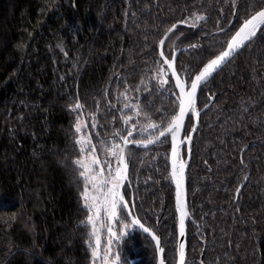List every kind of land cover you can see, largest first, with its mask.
<instances>
[{"label": "trees", "instance_id": "16d2710c", "mask_svg": "<svg viewBox=\"0 0 264 264\" xmlns=\"http://www.w3.org/2000/svg\"><path fill=\"white\" fill-rule=\"evenodd\" d=\"M260 4L0 0V264H91L90 228L81 226L82 178L73 163L80 156L78 113L71 110L76 98L84 105L78 110L84 129L105 160L108 144L119 141L114 131L128 129L121 117L133 116L130 124L138 129L145 123L132 109L120 110L126 86L130 102L138 98L154 122L176 110L166 66L164 89L151 79L164 32L186 21L163 51L171 57L187 47L176 68L188 83ZM194 13L205 19L195 21ZM212 97L189 147L186 264H264V27L201 87L197 111ZM196 119L190 112L185 134ZM134 138L144 137L136 132ZM169 149L170 138L148 148L128 145L122 192L130 207L135 204V216L160 236L165 264H175L178 213ZM187 150L183 146L184 158ZM129 232L117 245L121 262L155 264L153 241L136 227Z\"/></svg>", "mask_w": 264, "mask_h": 264}, {"label": "snow or ice", "instance_id": "6c2138e0", "mask_svg": "<svg viewBox=\"0 0 264 264\" xmlns=\"http://www.w3.org/2000/svg\"><path fill=\"white\" fill-rule=\"evenodd\" d=\"M193 15L195 16V21L205 19L202 15H196L195 13ZM185 22L182 21V23ZM176 27L173 24L167 30L168 33H171ZM262 27H264V0H261L260 10L255 11L254 14L250 15V18L244 20L243 25L231 37L226 48L214 58L210 59L194 78L190 79L187 87L186 82L181 79L174 67L175 56L173 55L172 59L169 60L165 56L164 51L161 50L159 53L161 61L157 62L160 66L154 69L155 74L151 79L156 81L160 89H164L165 85L168 84L167 72L165 71L164 65L167 66L171 75L175 77V86L179 89L178 93H172L176 97L174 101L176 110L169 117H161L159 122H154L149 113L143 112L138 98L137 103L130 102L131 98L127 94L129 89L126 86L125 91L120 93V97H123L125 101L120 110L132 109L135 116L143 115L145 123L139 129L137 128V124H131L126 134H123L120 130L114 131L113 136L119 137L121 143L112 142L107 148V151L109 156L114 158L115 167H113L112 160L102 161L96 156V146L92 143L90 135H79L75 139V144L79 146L81 155L73 163L81 169L79 171V177L83 180V188L80 196L82 207L86 211V217L81 221V226L90 228L88 233V247L91 250V264H121V253L118 248L114 250V247L120 245L123 238L130 234L129 230L135 227H138L144 233L151 236V239L155 241L158 254L165 252V249L160 245L158 236L135 216V204L132 203L130 207V202L125 199V195L121 192L125 182L128 181V160L125 150L129 144L148 148L150 145L156 143H164L170 138L172 158L170 179L175 184V208L178 213V232L179 237L185 236V221L190 214L187 210L183 189L185 161L181 158L179 151L182 144L190 143L191 141L190 134H186L183 139H180L185 118L190 112L197 117L199 115L196 108V94L201 84L206 83L212 74L238 49L244 47L247 42H250L256 37L257 32L261 31ZM165 39H167V34L165 35ZM164 42V39L160 40L159 45L162 47ZM141 83L143 84L144 82L141 81ZM145 89L149 92L151 91L147 85H145ZM135 90L140 91L139 87ZM105 96H107V92H105ZM109 106L114 108L115 104L109 102ZM83 108L84 105L80 103L77 97L75 103L71 106V110L78 113L74 125L77 134L82 132V128L87 127L81 119L83 112L78 111ZM97 109H99V102H97ZM133 118V116L127 115L121 117L125 125H129ZM92 120L91 127L95 129L97 127V121L94 114ZM195 130V127H193L192 131L194 132ZM136 132H139L144 138L135 139L134 133ZM145 133H149V135L144 136ZM241 163H243V160H241ZM238 192L239 189H237ZM102 213L103 215H101ZM128 218L130 220L125 222ZM117 223L120 224L118 230L115 228ZM102 229H106L108 236L103 248L101 247ZM185 248V243L179 242L177 264H186ZM158 264H165L163 255L159 256Z\"/></svg>", "mask_w": 264, "mask_h": 264}, {"label": "water", "instance_id": "95a60500", "mask_svg": "<svg viewBox=\"0 0 264 264\" xmlns=\"http://www.w3.org/2000/svg\"><path fill=\"white\" fill-rule=\"evenodd\" d=\"M258 10H260V8L259 9H257L256 11H258ZM255 12V11H254ZM254 12L253 13H251V14H254ZM250 14V15H251ZM250 15L247 17V18H250ZM247 18H245V19H247ZM244 19V20H245ZM244 20L237 26V28L234 30V32L232 33V35L230 36V38L228 39V41H227V43L230 41V39H231V37L235 34V32L236 31H238L239 30V28L243 25V22H244ZM231 23H232V20L228 23V25H226L224 28H222V29H219V31H223V30H225V29H227L230 25H231ZM176 26H178V25H184V24H186V23H182L181 21H178V22H176V23H174ZM173 25V24H172ZM171 25V26H172ZM171 26L169 27V28H171ZM168 28V29H169ZM167 29V30H168ZM176 29V28H175ZM175 29L171 32V33H168V31L166 30L165 32H164V34L162 35V37H161V39L160 40H162V39H164L165 41L168 39V37L175 31ZM167 34V39H165V35ZM165 43V42H164ZM227 43H226V45H227ZM226 45H225V47H224V49L226 48ZM164 46V45H163ZM163 46L161 47L160 45L158 46V51H159V53H160V51L161 50H163ZM187 47H179V48H177V49H175L174 51H173V53H172V55H171V57H167L169 60H171L172 59V56L174 55L175 56V63H174V67H175V69H176V72H177V74L179 75V73H178V70H177V68H176V58H177V55H178V53H179V51H181V50H183V49H186ZM223 49V50H224ZM241 49V48H240ZM240 49H238L225 63H223L222 65H221V67L220 68H218L213 74H212V76L207 80V81H209L214 75H215V73L217 72V71H219ZM222 50V51H223ZM166 66V65H165ZM166 68H167V66H166ZM167 70H168V68H167ZM168 73H169V75H170V78H171V80H172V83H173V85H174V88H175V93H178L179 92V89L175 86V77H173L172 75H171V72H170V70H168ZM197 74V73H196ZM195 74V75H196ZM194 75V76H195ZM194 76L192 77V78H194ZM181 77V76H180ZM181 79L182 80H184L182 77H181ZM185 81V80H184ZM205 83H202L201 84V86L198 88V90H197V94H198V92H199V90L201 89V87L204 85ZM187 85H188V83L186 82V87H187ZM109 87V86H108ZM108 87H107V89H108ZM197 94H196V97H197ZM175 97V96H174ZM176 98V97H175ZM212 101H213V97L212 98H210V100L208 101V103L204 106V107H202L198 112H199V115L203 112V111H205L209 106H210V104L212 103ZM189 115V114H188ZM199 115H198V117H197V119H196V121H195V123H194V126L193 127H195V129L197 130V127H198V124H199ZM187 118H188V116H186V118H185V121H184V127H183V129H182V131H181V133H180V139H183L184 138V136L186 135L185 134V127H186V123H187ZM196 130L193 132L192 131V129L187 133V134H190L191 135V140H192V138H193V136H194V134H195V132H196ZM189 144V143H188ZM129 145H134V146H136L135 144H129ZM183 145H185V144H182L181 146H180V149H181V147L183 146ZM151 146V145H150ZM180 149H179V151H180ZM245 149V147L242 149V152H243V150ZM190 159H191V151H190V148H188V150H187V156H186V160H185V169H184V182H183V189H184V198H185V200H186V204H187V210H188V212H189V214H190V211H189V203H188V186H187V173H188V168H189V164H190ZM168 162H169V174L171 173V169H172V158H171V140H170V149H169V155H168ZM128 172H129V169H128ZM128 172H127V174H128ZM129 177V176H128ZM126 183V182H125ZM172 184H173V186H174V191H175V184L172 182ZM243 184H244V181L238 186V188L237 189H241V187L243 186ZM121 192H122V189H121ZM239 193V192H238ZM237 193V190H236V195L238 194ZM189 219H190V215H189V217H187L186 218V221H185V225H186V227H185V236L184 237H179V232H178V227H177V243H176V260H175V264H177V262H178V252H177V249H178V244H179V242H184L185 243V245H186V238H187V223H188V221H189ZM146 226V225H145ZM146 227H148V226H146ZM138 230H140V231H142L141 229H139L138 227H136ZM148 228H150V227H148ZM151 230H152V232H154L157 236H158V238H159V240H160V245H161V247H162V244H161V239H160V236L152 229V228H150ZM143 232V231H142ZM144 233V232H143ZM144 234H146L150 239H151V236H149L147 233H144ZM152 240V239H151ZM153 241V240H152ZM153 243H154V246H155V241H153ZM186 249V248H185ZM155 250H156V246H155ZM160 255H163V257H164V253L163 254H158L157 253V250H156V264H158V260H159V256ZM134 263V259H131L130 261H129V263L128 264H133Z\"/></svg>", "mask_w": 264, "mask_h": 264}, {"label": "rangeland", "instance_id": "374dc122", "mask_svg": "<svg viewBox=\"0 0 264 264\" xmlns=\"http://www.w3.org/2000/svg\"><path fill=\"white\" fill-rule=\"evenodd\" d=\"M168 71V70H167ZM170 76V75H169ZM171 79V78H170ZM172 81V80H171ZM195 117H197L195 114H193ZM127 116H129V115H127ZM82 121L85 123V119H82ZM131 126V124H129V125H126V128H129ZM85 129L84 128H82V132L81 133H79V135H85V136H88L87 135V132H86V130L84 131ZM147 135H149V133L147 134ZM113 142V140L108 144V147L110 146V144ZM115 143H121V141H120V139H119V141H114ZM183 146H186V147H190V143L188 144V143H186L185 145H183ZM183 146L181 147V149H180V156H181V158L185 161L186 160V157L184 158L183 156H182V148H183ZM81 155V154H80ZM96 156L99 158V159H101L97 154H96ZM104 156H105V160H112V163H113V167H115V160H114V158H112V157H110L109 156V154H108V151H107V153L106 154H104ZM78 158H80V156L78 157ZM102 160V159H101ZM102 161H104V160H102ZM79 169V168H78ZM81 169H79V171H80ZM81 178V177H80ZM82 188H83V180H82V183H81V185H80V192L82 191ZM101 215H103V213L101 214ZM130 219L128 218V220H126L125 222H128ZM115 228L118 230L119 228H120V224L119 223H117L116 225H115ZM132 230V229H131ZM130 231V230H129ZM107 238H108V236H107V231H106V229H102L101 230V247L103 248V246H104V244L106 243V241H107ZM93 243H94V241H93ZM117 249V246H115L114 247V250H116ZM121 264H125V263H122L121 262Z\"/></svg>", "mask_w": 264, "mask_h": 264}, {"label": "flooded vegetation", "instance_id": "af4514ba", "mask_svg": "<svg viewBox=\"0 0 264 264\" xmlns=\"http://www.w3.org/2000/svg\"><path fill=\"white\" fill-rule=\"evenodd\" d=\"M126 184V183H125ZM125 184H124V186H125ZM122 190H123V188H122ZM123 193V192H122ZM130 219V218H129ZM190 220V219H189ZM189 222V221H188ZM188 224V223H187ZM157 257V256H156ZM131 259H134V258H130L129 260H128V262L126 263V264H128L129 263V261L131 260ZM134 263H135V259H134ZM133 263V264H134ZM156 264V263H155Z\"/></svg>", "mask_w": 264, "mask_h": 264}]
</instances>
